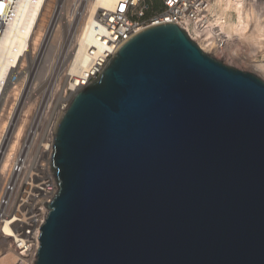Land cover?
Instances as JSON below:
<instances>
[{"label":"water","instance_id":"obj_1","mask_svg":"<svg viewBox=\"0 0 264 264\" xmlns=\"http://www.w3.org/2000/svg\"><path fill=\"white\" fill-rule=\"evenodd\" d=\"M36 264H264V82L175 23L61 112Z\"/></svg>","mask_w":264,"mask_h":264},{"label":"built area","instance_id":"obj_2","mask_svg":"<svg viewBox=\"0 0 264 264\" xmlns=\"http://www.w3.org/2000/svg\"><path fill=\"white\" fill-rule=\"evenodd\" d=\"M19 1L0 0V53ZM49 1L43 0V7ZM97 1L53 0V12L47 19L46 40L54 35L57 27L62 26L64 30L58 53L68 52L69 62L65 70L78 55L82 57L87 52L93 55L105 43L112 47V51L106 52L105 61L96 66L85 83L80 85V79H74L80 89L74 92L72 99L98 78L118 49L134 35L155 25L175 23L191 37L185 27H194L200 16V0H123L115 9L100 10L91 36L93 47L90 52L89 49L85 52L88 43L77 44L76 36L88 16L90 3ZM159 4L161 8H158ZM35 22V28H38L40 14ZM43 49L45 46L41 45L38 54ZM4 62L0 60V74ZM55 67L53 64L49 75L52 78L55 77ZM84 67L85 64L80 65L79 69ZM28 70L29 66L14 67L0 90V241L10 242V249L16 256L14 264L37 262L41 228L50 212L46 204L53 203L59 189L52 168L54 132L61 112L69 105L67 103V107L60 111L66 104L56 106L50 96V82L41 90L35 72L26 74ZM67 74L68 71L60 83L70 95ZM70 82L73 81L70 79Z\"/></svg>","mask_w":264,"mask_h":264},{"label":"bare ground","instance_id":"obj_3","mask_svg":"<svg viewBox=\"0 0 264 264\" xmlns=\"http://www.w3.org/2000/svg\"><path fill=\"white\" fill-rule=\"evenodd\" d=\"M122 1L98 0L96 3H90L88 16L80 34L76 36L77 44L88 43L85 52L87 49L90 52L93 47L91 36L94 34L96 17L100 10L115 9ZM200 2L199 19L194 23V27H185L192 39L213 58L225 55L229 62L235 63H231L235 68L245 70L264 82V0H200ZM42 7L43 0H20L14 9L0 53V60L5 61L0 74V90L9 71H13L14 67L29 66L26 74L35 72L38 85L42 86L41 90L50 82L52 86L50 96L52 95L56 106L66 104L61 111L67 107V103L70 105L74 92L80 89L77 80L74 79H80L78 82L80 85L85 83L87 77L95 72L96 66L105 61L106 52L112 51V47L105 43L98 51L92 53L93 55L88 52L82 57L78 55L69 69L65 70L69 62L68 52L58 53L64 32L62 26L55 29L51 38L46 40L44 36L48 29L47 19L53 12V0H50L43 9ZM39 14L40 22L38 28H35ZM41 45L45 46V49L38 54ZM28 58L31 61H28ZM37 63L39 65L35 66ZM53 64H56L54 78L49 76ZM83 64L85 67L81 71L79 67ZM66 71H68L66 79L72 91L70 95L60 83ZM77 71H81L78 76L75 75ZM70 79L73 82H70ZM15 261L16 256L12 250L0 257V264H14Z\"/></svg>","mask_w":264,"mask_h":264},{"label":"rangeland","instance_id":"obj_4","mask_svg":"<svg viewBox=\"0 0 264 264\" xmlns=\"http://www.w3.org/2000/svg\"><path fill=\"white\" fill-rule=\"evenodd\" d=\"M161 8V5L159 4V6H158V8ZM158 9H156V11H157ZM155 11V12H156ZM218 60H220V61H222V62H226V63H228V64H226V65H228V66H231V67H234L233 65H231V63L232 64H235L234 62H232V61H228V58L225 56V55H220L218 58H217ZM230 64V65H229ZM235 68V67H234ZM236 69H239V68H236ZM239 70H241V71H244L245 72V70H242V69H239ZM9 250H11L10 249V242L9 241H0V257L2 256V254L3 255H5V253L6 254H8L9 253Z\"/></svg>","mask_w":264,"mask_h":264}]
</instances>
